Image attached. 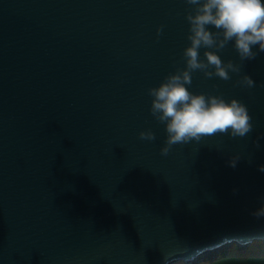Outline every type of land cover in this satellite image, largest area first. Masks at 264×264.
<instances>
[{"label":"water","instance_id":"obj_1","mask_svg":"<svg viewBox=\"0 0 264 264\" xmlns=\"http://www.w3.org/2000/svg\"><path fill=\"white\" fill-rule=\"evenodd\" d=\"M189 10L0 0V264H196L264 243V217L250 214L264 196V52L231 80L192 76L195 91L242 99L249 133L160 152L148 88L184 66ZM220 54L239 61L230 44ZM243 73L255 87L234 84Z\"/></svg>","mask_w":264,"mask_h":264},{"label":"clouds","instance_id":"obj_2","mask_svg":"<svg viewBox=\"0 0 264 264\" xmlns=\"http://www.w3.org/2000/svg\"><path fill=\"white\" fill-rule=\"evenodd\" d=\"M185 4L190 6L185 13L190 43L182 52L184 66L168 72L158 84L148 88L149 111L163 124L166 133L160 148L162 155H167L174 144L198 142L214 134L243 137L254 126L250 109L242 99L223 92L195 91L191 85L196 70H202L207 77L231 80L233 73H241L244 61L264 52V0H185ZM229 44L238 62L221 56L220 50ZM256 83L248 73L234 81L247 88ZM139 136L155 139L151 129H142ZM255 143L260 146L258 139ZM240 159L236 153L226 163L235 168ZM257 167L264 172V164ZM237 191L233 189V193ZM250 214L257 219L264 217V196Z\"/></svg>","mask_w":264,"mask_h":264},{"label":"rangeland","instance_id":"obj_3","mask_svg":"<svg viewBox=\"0 0 264 264\" xmlns=\"http://www.w3.org/2000/svg\"><path fill=\"white\" fill-rule=\"evenodd\" d=\"M260 245V246H259ZM255 246H259L256 247ZM260 248L259 251H254L255 249ZM249 257H243L240 253V250L237 249V247L234 245L233 247H231L230 251L228 254H225L224 252H221L218 256L215 254H211L214 255V257H216V259H208V256H205L202 258V260L196 264H249L251 262H253V264H257V259L262 258V255H256V254H263L264 253V243L262 242H254L251 246V248L249 249ZM254 252V253H253ZM251 254V255H250ZM264 256V255H263ZM174 264H185L184 262H177Z\"/></svg>","mask_w":264,"mask_h":264},{"label":"trees","instance_id":"obj_4","mask_svg":"<svg viewBox=\"0 0 264 264\" xmlns=\"http://www.w3.org/2000/svg\"><path fill=\"white\" fill-rule=\"evenodd\" d=\"M252 246V245H251ZM251 246L249 247V248H247V249H245V248H237L238 250H240V253H241V255L242 256H245V255H248L249 253H252V252H249V249L251 248ZM260 246V245H259ZM259 246H255V248L256 247H259ZM233 247V246H232ZM231 249V248H230ZM260 250V248H257V249H255L254 251H259ZM230 251V250H229ZM229 251L227 252V253H225V254H228L229 253ZM254 253V252H253ZM218 256V255H217ZM208 259L210 260V259H216V257H214V255H210V256H208Z\"/></svg>","mask_w":264,"mask_h":264},{"label":"crops","instance_id":"obj_5","mask_svg":"<svg viewBox=\"0 0 264 264\" xmlns=\"http://www.w3.org/2000/svg\"><path fill=\"white\" fill-rule=\"evenodd\" d=\"M251 255V254H250ZM256 255H262L261 257L262 258H259V259H257V264H264V253L263 254H256ZM243 257H249V255H245V256H243ZM247 264V263H246ZM249 264H251V262L249 263ZM252 264H253V262H252Z\"/></svg>","mask_w":264,"mask_h":264}]
</instances>
